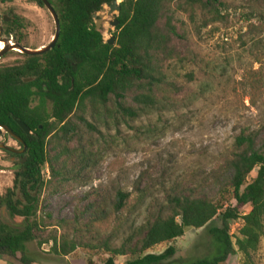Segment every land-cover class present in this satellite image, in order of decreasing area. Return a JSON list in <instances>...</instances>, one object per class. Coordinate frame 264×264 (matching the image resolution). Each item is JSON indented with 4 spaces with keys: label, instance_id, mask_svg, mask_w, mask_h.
Here are the masks:
<instances>
[{
    "label": "trees",
    "instance_id": "1",
    "mask_svg": "<svg viewBox=\"0 0 264 264\" xmlns=\"http://www.w3.org/2000/svg\"><path fill=\"white\" fill-rule=\"evenodd\" d=\"M48 1L61 23L56 47L40 56L16 52L22 60L0 65V126L12 130L28 147L26 161L14 164L13 186L0 196V260L8 254L28 264L27 244L36 241L40 248L50 247L51 253L63 258L82 248L91 255L86 264H117L120 257L128 258L126 264H225L236 252L242 256V264H257L254 256L264 238V140L262 145L258 132L246 130L228 152L223 176L213 179L208 175L192 185L174 184L165 192L164 203L159 207L152 204L141 225L132 226L119 245L113 242V234L89 242L70 239L67 233L58 235V231L47 238L40 235L42 229L69 224L37 219L40 193L79 180L111 147V135L102 133L88 114L113 131L161 111L162 104L169 105L175 87L166 67L180 59L174 44L181 38L180 26L175 24L177 12L190 19L198 14L213 16L207 21L211 24L220 20L224 5L223 0H122L116 43L111 46L96 29L94 17L114 0ZM34 2L45 7L41 0ZM8 16L9 22L0 23L1 35L25 46L22 31L28 22L14 11ZM34 102L37 105L33 106ZM17 120L32 134L27 135ZM46 168L49 175L44 174ZM221 178L216 184L220 186L217 196H211L207 186ZM132 192L135 205L147 203L141 182ZM132 194L119 190L112 213L130 210ZM3 207L10 219L19 217L23 223H5ZM94 208L90 205L88 210ZM47 217L52 219L50 214ZM108 219V210L101 208L93 221L79 230L88 237L97 224H106ZM216 220L222 228L213 227ZM231 222L238 226L233 234ZM188 229H207L214 249L211 256L175 258L177 249L171 244ZM163 244L169 245L163 253H150ZM100 254L106 257L97 263L95 257Z\"/></svg>",
    "mask_w": 264,
    "mask_h": 264
},
{
    "label": "rangeland",
    "instance_id": "2",
    "mask_svg": "<svg viewBox=\"0 0 264 264\" xmlns=\"http://www.w3.org/2000/svg\"><path fill=\"white\" fill-rule=\"evenodd\" d=\"M223 3L220 20L211 24L207 21L213 16L204 18L198 14L190 19L186 13L177 12L175 24L180 26L181 38L175 39L174 44L180 59L166 67L169 81L175 87L170 92L175 96L170 97L169 105L162 104L161 111L145 115L130 126L120 125L113 131L96 123L91 113L88 114L89 121L102 133L111 135V147L83 171L79 180L57 191L52 186L40 193L37 219L44 217L49 223H69L63 228L42 229V237L58 231V235L67 233L70 239L82 238L89 242L94 238L104 240L113 234V242L119 245L130 234L132 226L141 225L152 204L159 207L164 203L165 192L174 184L192 185L198 181L196 179L208 175L213 179H217L218 174L223 176L225 159L242 131L258 132L263 143L264 1L223 0ZM10 11L28 22L22 31L25 47L36 50L51 43L56 28L45 7L34 0H0V16ZM109 12L110 7L105 6L97 14L104 18L100 31L105 41L117 33V28L110 24L114 16ZM116 15L119 16L117 12ZM20 60L22 57L15 51L9 52L0 60V65H13ZM35 105L37 102L33 103ZM48 105L51 108L52 104ZM0 140L22 150L6 133ZM13 167L12 156L0 150V196L13 186ZM256 174L255 171L252 177ZM222 179L212 180L207 186L211 196H217L220 186L216 184ZM138 182L146 188L147 203L143 206L134 204L136 194L132 191ZM119 190L133 193L131 208L113 214V199ZM90 205L94 210H88ZM101 208L108 210L107 223L97 224L93 235L84 236L79 229L92 222ZM1 216L6 220L2 213ZM10 221L19 226L23 223L19 217ZM73 221L77 223L71 224ZM230 226L231 233H235L237 223L231 222ZM213 227L222 228L221 221L216 220ZM211 242L207 229H188L171 245L177 249L175 258H201L213 254ZM168 247L163 244L150 253L160 254ZM49 248H40L36 241L28 243V264H86L87 257H91L82 248L68 258L56 256ZM105 257L100 254L95 260L101 263ZM254 259L257 264H264V238ZM127 261V257H120L117 264ZM0 264L10 263L0 260ZM225 264H242L241 254L236 252L229 256Z\"/></svg>",
    "mask_w": 264,
    "mask_h": 264
},
{
    "label": "water",
    "instance_id": "3",
    "mask_svg": "<svg viewBox=\"0 0 264 264\" xmlns=\"http://www.w3.org/2000/svg\"><path fill=\"white\" fill-rule=\"evenodd\" d=\"M41 1L44 4L45 8L50 12V14L52 15V17L54 19V22H55L56 31H55V35H54V38L51 41V43H49L48 45H46V46H44L42 48L36 49V50L30 49V48H27V47L23 46L20 43L14 42L12 39H8V38L3 37L1 35L2 28L0 26V41L4 45L3 49L0 51V60L7 53L12 52V51L19 52L21 54H25V55H28V56H40V55H43V54L53 50L56 47V44H57V42H58V40L60 38V34H61L60 19H59L58 14L54 10L53 6L51 5V3L48 0H41ZM109 7H110L109 14L114 16V21H112L110 24H111L112 27L117 28L119 26L120 22L118 20L116 12L119 14L120 11H121L120 3L118 2V0H114ZM97 18H99V19L97 20ZM94 19L96 20V29L98 31H100L102 25L104 24V18L102 16L95 15ZM4 20L7 22V21H9V18L7 16H5ZM109 33H112V29L109 30ZM106 42L109 45H111V46L115 45L116 36L112 35L110 37V39L108 41H106ZM29 81H31V79L27 80V82H29ZM17 123L27 135H31L32 134L31 129L25 123H23V122H21L19 120H17ZM4 133L10 135L16 141L21 143L23 145V149L22 150H15V149L9 147L8 145H6L5 142L0 140V150L9 151V152H12L14 154H19V155H22V154L26 153L28 147H27L26 143L24 142V140L21 137H19L16 134H14L12 132V130H10L8 127L0 126V139H1V137H2V135ZM25 161H26V158H24L23 162H25ZM3 214H4V217L6 219H9V216L6 213V207L3 208ZM5 223H7V222H5ZM2 260L7 262V263H10V264H24L19 258L15 257L13 255H8V254L3 255Z\"/></svg>",
    "mask_w": 264,
    "mask_h": 264
},
{
    "label": "flooded vegetation",
    "instance_id": "4",
    "mask_svg": "<svg viewBox=\"0 0 264 264\" xmlns=\"http://www.w3.org/2000/svg\"><path fill=\"white\" fill-rule=\"evenodd\" d=\"M5 16H7L8 18H9V16H8V14L7 15H2V17L0 16V23L1 22H6L5 20H4V17ZM9 21H10V18H9ZM9 21H7V22H9ZM6 38V37H5ZM13 40V39H12ZM10 136V135H9ZM11 137V136H10ZM11 139H13V140H15L14 138H12L11 137ZM5 140H7V137H5ZM16 141V140H15ZM18 142V141H17ZM6 143V142H5ZM19 143V142H18ZM6 145H8L7 143H6ZM19 145L22 147V149H23V145L21 144V143H19ZM9 146V145H8ZM10 147V146H9ZM11 148H13V147H11ZM13 149H15V148H13ZM15 150H18V149H15ZM2 151H4V152H6L7 154H9L10 156H12V163H13V165L15 164V163H17V162H20L22 159V162L24 161V158H26V157H24V155L26 154H22V155H19V154H14V153H12V152H9V151H5V150H2ZM27 152V151H26ZM16 159V160H15ZM15 160V161H14ZM24 163V162H23ZM13 173H14V171H13ZM4 208V207H3ZM3 208H2V211H1V213L3 214ZM6 210H7V208H6ZM3 216H4V214H3ZM9 216V215H8ZM8 224H11V221H10V218L9 219H6L5 220Z\"/></svg>",
    "mask_w": 264,
    "mask_h": 264
},
{
    "label": "bare ground",
    "instance_id": "5",
    "mask_svg": "<svg viewBox=\"0 0 264 264\" xmlns=\"http://www.w3.org/2000/svg\"><path fill=\"white\" fill-rule=\"evenodd\" d=\"M3 43L0 41V51L3 49Z\"/></svg>",
    "mask_w": 264,
    "mask_h": 264
},
{
    "label": "built area",
    "instance_id": "6",
    "mask_svg": "<svg viewBox=\"0 0 264 264\" xmlns=\"http://www.w3.org/2000/svg\"><path fill=\"white\" fill-rule=\"evenodd\" d=\"M46 175H49V169L48 168H46ZM45 171H44V174H45Z\"/></svg>",
    "mask_w": 264,
    "mask_h": 264
}]
</instances>
